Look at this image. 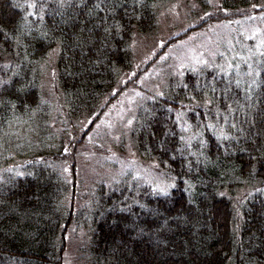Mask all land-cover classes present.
Listing matches in <instances>:
<instances>
[{
	"label": "trees",
	"instance_id": "16d2710c",
	"mask_svg": "<svg viewBox=\"0 0 264 264\" xmlns=\"http://www.w3.org/2000/svg\"><path fill=\"white\" fill-rule=\"evenodd\" d=\"M163 1L92 0L90 8L95 3L115 8L111 13L96 9L94 18H89L88 11L78 6L68 10L70 18L57 17L56 35H62L64 45L54 56L55 84L48 90L45 77L49 63L42 45L18 36L25 11L17 5L23 0H0V81L12 80L0 87V264H63L67 233L72 227L83 229L86 236L78 248L83 259L80 264H264V103L247 116L236 114V120L245 123L241 139L231 145L232 151L224 152L225 145L217 149L214 140L209 144L213 159L219 156L221 161L192 179L195 187L191 192L181 191L184 185H178L173 199L179 203L167 204L171 214L181 218V227L174 233L140 237L130 232L121 219L126 214L114 211L113 205L131 189L123 183L110 190L102 181L84 186L76 180L77 146L87 131L82 130L84 117L97 119L121 91L117 80L133 67L135 58L130 43L135 35L157 28V5ZM195 1L206 4V0ZM218 4L229 13L221 11L215 17L225 19L239 15L237 9L262 12L251 6L262 5L264 0H219ZM104 15L110 18L101 24ZM113 21L120 27L106 33L105 27ZM49 27L56 24L50 22ZM188 79H192L191 74ZM21 84H29L23 93L17 92ZM175 85L170 77L162 90L165 97L154 101L150 97L156 93L151 94L135 110L145 127H137L130 136L141 159L160 158L156 146L169 129L175 133L169 141L178 139L181 129L173 127L166 105L178 108L182 100L189 109L188 122L201 121L199 115L193 116L194 106L184 99L186 92ZM240 98L243 100V94ZM201 111L206 109L195 108L196 113ZM45 130L48 133L44 135ZM149 131L156 135L150 136ZM199 131H204L203 126ZM64 147L69 148L68 153ZM146 147L152 149L151 156L144 155ZM13 158L19 159L17 163L5 166ZM181 159L177 156L172 164L175 172L183 171ZM244 185L258 187L244 195L241 217L234 228V208L227 192ZM140 198L142 202L155 199L143 194Z\"/></svg>",
	"mask_w": 264,
	"mask_h": 264
},
{
	"label": "snow or ice",
	"instance_id": "6c2138e0",
	"mask_svg": "<svg viewBox=\"0 0 264 264\" xmlns=\"http://www.w3.org/2000/svg\"><path fill=\"white\" fill-rule=\"evenodd\" d=\"M90 3L92 0H79L78 3L77 0H23V3L17 5L18 8L25 11L22 20L23 26L18 36L39 42L45 54V62L50 64L51 59L62 50L64 45L62 35L59 37L56 35L60 24L57 17L63 18L68 15L70 18L68 10L78 6L81 11H88L89 18H94L96 9H105L107 13H111L115 8V5L113 8H107L106 3H95L90 8ZM207 3L212 5L213 0H207ZM251 7L259 8L264 12V4H253ZM216 10L229 12L228 8H223L218 3ZM236 11L243 12L244 10L237 9ZM211 15L212 13L209 12L204 13V17ZM28 17L34 19L30 21ZM109 18V15L102 16L101 24H104ZM257 18L255 15H248L246 20L254 21ZM259 18L264 19V16ZM50 22L55 23L56 27L50 28ZM64 23L67 21L65 20ZM118 27H120L119 22L113 21L111 25L105 27V32L108 33L112 28ZM209 27L211 29L212 26ZM247 31L251 33L247 38L256 42L246 47L244 55L236 51L232 41L229 40L227 43L231 52L227 50L220 52L219 49L212 50L203 46L189 48L184 55L177 57L175 64L169 66L168 75L176 81V88L186 92L184 99L194 106L191 109L193 116L199 115L201 121L198 124L188 122L186 113L189 109L182 100L178 108L166 105V111L172 117L173 127L180 128L181 132L178 139L171 142L168 137L175 135L171 129L162 134L163 139L156 146L161 152L159 159L155 157L141 159L137 155L136 143L131 139L130 134L135 133L137 127L143 130L145 125L137 120L131 110L118 113L115 120L110 118L96 124L94 130L96 136H101V129H103L104 135L110 136L113 142L120 144L121 148L125 149L123 157L112 152L110 148L108 149L111 155L105 159L114 161L119 165V168L109 180L105 181L101 177V181L110 190L118 188L121 183L132 190L118 204L113 205L114 211L126 214L121 219L125 222V228L130 232H135L140 237H164L165 233L178 231L181 227V218L179 214L172 215L171 209L167 207L168 203L174 205L179 203L173 199L178 185H184L181 191L191 192L195 187L191 182L192 179L194 177L198 179L200 172L205 167L210 165L215 167L221 161L219 156L213 159V154L209 151V144L214 140L217 149H220L221 145H225L224 152L232 151L231 145L238 143L241 139L245 123L243 119L237 121L236 114L247 116L252 108L259 103H264V28L254 26ZM53 44L56 47H52ZM159 45L164 47L165 42L161 40ZM152 54L155 55V52ZM167 55L165 54V57H161V59H165ZM218 59H222L223 62L218 63ZM51 74L55 76L54 69ZM189 74L192 77L190 81ZM14 75H18V73H14ZM209 76L211 79H208ZM140 82L144 83L143 80ZM11 83V78L0 81V87ZM28 86L29 84H21L17 88V92L23 93ZM157 89L156 94L150 97L154 101L167 95L165 91L159 90V86ZM258 89L260 92L257 91ZM241 94H243V100L240 98ZM136 95H140V93H136ZM12 106L15 107V104ZM195 108L206 109V111L196 113ZM204 117H208V119H203ZM93 123L95 121L89 120L85 126ZM201 126H203V132L199 131ZM208 132H211L212 135H206ZM148 134L156 135L152 131H149ZM125 137L128 138L127 145L124 144ZM89 142H94L91 135H89ZM99 147L103 148L104 145L100 144ZM64 152L68 153L69 148L64 147ZM151 152L152 149L146 147L144 155L151 156ZM177 156L182 158L180 168L183 171L181 172H175L172 167V164L177 161ZM64 171L68 172L69 169L65 168ZM18 175L23 176L24 173L19 172ZM185 177L188 179L186 180ZM141 194L155 199L142 202ZM220 195H225V193H220ZM133 206L138 207L141 211L134 212ZM145 215L151 218L141 219Z\"/></svg>",
	"mask_w": 264,
	"mask_h": 264
},
{
	"label": "rangeland",
	"instance_id": "374dc122",
	"mask_svg": "<svg viewBox=\"0 0 264 264\" xmlns=\"http://www.w3.org/2000/svg\"><path fill=\"white\" fill-rule=\"evenodd\" d=\"M219 0H213V4H198L195 0H166L157 5V28L151 33L143 35H135L132 43H130L133 58V67L122 73L118 80V87L124 86L119 95L108 105L95 121L94 127L87 132L85 138L77 146V154L75 161L76 180L80 185L89 186L96 184L95 181H101V177L105 181L109 180L112 175H115L118 164L112 160H106L105 157L111 155L108 151L117 153L121 157L125 155V149L121 148L120 144L113 142L110 136L104 135L101 129V136H96V124L108 119H117V114L131 110L135 114L136 108L151 94L157 92L168 84L170 76L168 75L169 66L176 63L177 57L184 55L189 48H209L212 50L219 49L220 52L228 48V41L231 40L235 46V50L244 55L247 46H251L256 41L248 39L251 33L247 31L254 26L264 28V19L259 17L264 16V12L251 13V9H245L237 17L232 19H216L217 12L216 4ZM196 5V7H193ZM209 12L214 15L204 17V13ZM225 13V12H223ZM229 13V12H227ZM225 13V14H227ZM258 17L254 21L246 20L248 15ZM204 17L203 19H200ZM231 21V23H229ZM196 27L190 31L189 28ZM209 26H212L211 29ZM182 33L180 37H176ZM176 37V38H175ZM170 38H174L169 41ZM165 42L164 47H160V41ZM155 52V55L152 53ZM165 54H168L165 59ZM150 57V58H149ZM222 63V59L217 60ZM54 65V57L51 59L49 68L45 77V86L50 90V86L55 84L54 77L51 74ZM143 80L144 83L140 81ZM140 93V95H136ZM110 114V115H109ZM66 118L67 115H61ZM86 125L89 118L84 117ZM93 126V124H92ZM48 132L45 130L44 135ZM115 134V133H114ZM89 135L93 137L94 142H89ZM73 138V137H71ZM128 138H124V144L127 145ZM104 147L100 148L99 145ZM19 159H9L5 166L12 167ZM258 187V186H257ZM255 187V188H257ZM255 188L247 185L235 189V192H227L230 197L235 214L234 228H237V223L241 217V201L246 194L252 193ZM67 246L64 251L63 264H80L83 259L79 258V246L83 245L86 236L84 230L72 227L68 231Z\"/></svg>",
	"mask_w": 264,
	"mask_h": 264
}]
</instances>
